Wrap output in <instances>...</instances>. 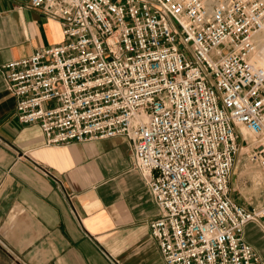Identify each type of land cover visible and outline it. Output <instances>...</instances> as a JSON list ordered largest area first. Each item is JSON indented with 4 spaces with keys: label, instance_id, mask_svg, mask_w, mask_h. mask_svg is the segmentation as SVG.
Masks as SVG:
<instances>
[{
    "label": "built area",
    "instance_id": "1",
    "mask_svg": "<svg viewBox=\"0 0 264 264\" xmlns=\"http://www.w3.org/2000/svg\"><path fill=\"white\" fill-rule=\"evenodd\" d=\"M29 2L64 38L2 64L17 119L51 144L125 135L166 264H262L243 228L264 204L229 183L243 146L264 168V0Z\"/></svg>",
    "mask_w": 264,
    "mask_h": 264
},
{
    "label": "crops",
    "instance_id": "2",
    "mask_svg": "<svg viewBox=\"0 0 264 264\" xmlns=\"http://www.w3.org/2000/svg\"><path fill=\"white\" fill-rule=\"evenodd\" d=\"M63 38L29 0H0V264H166L125 135L51 144L16 117L2 64ZM243 237L264 264L261 225L247 222Z\"/></svg>",
    "mask_w": 264,
    "mask_h": 264
},
{
    "label": "rangeland",
    "instance_id": "3",
    "mask_svg": "<svg viewBox=\"0 0 264 264\" xmlns=\"http://www.w3.org/2000/svg\"><path fill=\"white\" fill-rule=\"evenodd\" d=\"M249 132L246 133L247 137ZM248 148L243 146L235 159L229 192L234 200L247 206L264 204V168L247 156Z\"/></svg>",
    "mask_w": 264,
    "mask_h": 264
},
{
    "label": "bare ground",
    "instance_id": "4",
    "mask_svg": "<svg viewBox=\"0 0 264 264\" xmlns=\"http://www.w3.org/2000/svg\"><path fill=\"white\" fill-rule=\"evenodd\" d=\"M260 36V35H259ZM261 37V36H260ZM242 131L246 134V133H248V130L244 127V126H242ZM250 136V135H249ZM252 240H254V239H252Z\"/></svg>",
    "mask_w": 264,
    "mask_h": 264
}]
</instances>
